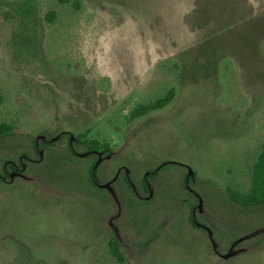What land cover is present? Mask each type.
<instances>
[{"label": "rangeland", "instance_id": "1", "mask_svg": "<svg viewBox=\"0 0 264 264\" xmlns=\"http://www.w3.org/2000/svg\"><path fill=\"white\" fill-rule=\"evenodd\" d=\"M82 1L52 34L56 0H0V264H264V204L220 185L232 164L248 185L264 145V0ZM169 83L175 102L128 119Z\"/></svg>", "mask_w": 264, "mask_h": 264}, {"label": "trees", "instance_id": "2", "mask_svg": "<svg viewBox=\"0 0 264 264\" xmlns=\"http://www.w3.org/2000/svg\"><path fill=\"white\" fill-rule=\"evenodd\" d=\"M58 8H48L43 14V21L46 32L54 34L57 24L63 18L64 11L74 17H78L84 11L82 0H56ZM159 69L169 75L179 73V64L177 61H163L158 65ZM218 79L221 83H226L233 78V63L228 57H224L218 65ZM179 96V87L176 83L166 84L159 94H150L143 101L137 103L129 112L128 119L137 120L150 112H156L161 109L168 108ZM5 101V94L0 90V105ZM15 133V126L11 123L0 121V139L12 136ZM86 132L74 135L86 146L88 152L107 153L108 145L100 143L94 139H88ZM77 136V137H76ZM232 169L227 170L226 182L220 184L225 196L233 203L244 207H255L264 204V145L251 161V174L248 185L242 184L239 180L235 183L231 182L230 177L235 170V164ZM242 172V171H241ZM0 179H3L0 177ZM191 224H195L193 213L189 217ZM110 253L117 259L121 260L119 251V243L115 238H111L108 242Z\"/></svg>", "mask_w": 264, "mask_h": 264}, {"label": "flooded vegetation", "instance_id": "3", "mask_svg": "<svg viewBox=\"0 0 264 264\" xmlns=\"http://www.w3.org/2000/svg\"><path fill=\"white\" fill-rule=\"evenodd\" d=\"M149 176V175H148ZM147 177V176H146ZM149 179V178H148ZM147 182H146V178H144V180H143V187L146 189V186H147Z\"/></svg>", "mask_w": 264, "mask_h": 264}]
</instances>
